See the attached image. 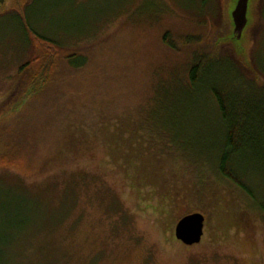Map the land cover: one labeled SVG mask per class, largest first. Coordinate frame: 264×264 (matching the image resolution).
<instances>
[{"label":"rangeland","instance_id":"374dc122","mask_svg":"<svg viewBox=\"0 0 264 264\" xmlns=\"http://www.w3.org/2000/svg\"><path fill=\"white\" fill-rule=\"evenodd\" d=\"M22 1L5 0L0 7V109L18 87L19 69L32 53L28 33L36 32L80 52L86 61L77 70L62 61L53 82L60 92L44 93L25 122L41 127L40 116L50 112L41 101L52 104L55 98L77 104L65 106L61 118L66 109H81L83 118L37 151L33 160L40 169L0 167V264H264V212L253 206L264 201L260 172L240 175L254 198L211 168L191 166L187 170L193 174H182L176 183L181 187L187 178L183 188L188 202L194 201L174 210L164 199L171 176L149 161H144L148 173L142 165L134 170L128 160L149 158L133 140L120 139L123 132L113 126L117 121L126 128L149 105L160 116L168 111L160 103L167 77L152 74L154 65L167 64L161 31L197 29L205 20L214 50L240 55L227 40L231 0H24L19 9ZM241 45L250 64L256 53L264 63V0H252V22ZM197 104L184 120L190 128L175 131L157 123L189 154L169 160L176 176L180 163L211 162L198 145L210 139L213 116L204 101ZM45 125L49 129V121ZM183 212L205 215L200 243L186 245L176 238Z\"/></svg>","mask_w":264,"mask_h":264},{"label":"trees","instance_id":"16d2710c","mask_svg":"<svg viewBox=\"0 0 264 264\" xmlns=\"http://www.w3.org/2000/svg\"><path fill=\"white\" fill-rule=\"evenodd\" d=\"M23 2L24 0L17 5L19 9L28 0ZM3 5L4 3L0 7ZM207 23L205 20L199 22L197 29L191 27L179 32L168 28L160 33V43L166 53V66L172 68L166 73L164 71L166 66L154 65L152 74L157 77L162 75L167 77L164 86L160 87L162 88L160 103L163 109L168 111L160 116L156 112L157 107L149 105L150 109L142 107L139 115L136 114L127 123L126 128L117 127V121L113 123L115 129L123 132L120 139L126 142L133 140L149 158V160L143 158L128 160L134 170H138L142 165L147 168L144 172L148 173L144 161H149L152 166L171 176H168L169 180L166 177L168 191L164 193V199L174 210L186 205L190 208V203L194 201L191 199V202H188L190 198L183 188V186L188 188L184 185L187 178L181 187L176 183L182 174L191 176L192 172L187 170L191 166L194 167L193 169L211 168L218 175L242 186L250 195L252 194L250 185L242 181L240 175L243 174L247 178L251 175L249 173L251 170L260 172L261 178H264V63L257 53L253 64H250V61L241 54H236L237 60H235L231 51L225 53L226 51L214 50V38L210 37L212 30ZM28 34L32 46L31 56L19 69L20 80L12 98L0 109V167L16 166L30 172L35 168L40 169L41 165L33 160L37 151L43 149L51 136L56 138L65 130L72 128L70 124L77 123L78 118H83V112L81 109H78L79 112L76 109L75 111L66 109L67 113L73 111V114L66 113V117L61 118L65 106L75 107L77 104L75 100L62 103L60 98H55L53 107L49 101L48 103L41 101L43 109L47 110L50 107L48 116H40L41 121L38 125L41 127L26 123V113L33 104L40 105L37 100L40 101L44 93L50 95L53 92H60L53 87V82L59 76L57 72L62 61L66 63V68L77 70L83 68L86 57L80 52L66 49L60 42L45 35L36 32ZM230 45L224 47L227 49ZM200 101L206 103V108L213 116L211 122L214 126L210 139L202 138L198 145L201 151H208L207 155L211 157L209 160L211 162L205 164L192 160L188 163H180V175L176 176L169 166V160H174L180 152L189 154L183 147L185 145H181L180 148L170 130L159 127L157 123L158 121L167 123L175 131L180 128H190L184 126V120L190 118L192 114L189 109L194 111ZM173 111L179 115L173 118L170 116ZM170 117L172 118L169 119ZM46 121H49V129H46ZM199 121L196 117V122ZM164 146H172L173 150L169 151L170 148L166 150ZM130 154L131 152L122 153V156L127 157ZM197 156L196 158H201L198 153ZM202 156L206 157V155ZM250 164L252 166L249 168ZM253 206L264 212V201L257 200ZM194 208L192 207L191 210ZM188 213L190 212H183L179 217Z\"/></svg>","mask_w":264,"mask_h":264},{"label":"water","instance_id":"95a60500","mask_svg":"<svg viewBox=\"0 0 264 264\" xmlns=\"http://www.w3.org/2000/svg\"><path fill=\"white\" fill-rule=\"evenodd\" d=\"M5 0H0L2 5ZM230 34L227 40L235 43L239 54L248 55L241 42L245 37L247 27L252 22V0H231L228 8ZM206 217L201 212H193L181 217L175 226V236L186 245L200 243L204 235Z\"/></svg>","mask_w":264,"mask_h":264}]
</instances>
